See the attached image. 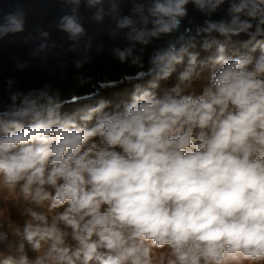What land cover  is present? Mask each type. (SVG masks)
<instances>
[{"label":"clouds","instance_id":"obj_1","mask_svg":"<svg viewBox=\"0 0 264 264\" xmlns=\"http://www.w3.org/2000/svg\"><path fill=\"white\" fill-rule=\"evenodd\" d=\"M80 2L58 24L73 52L86 34ZM227 2L226 19L196 30L211 54L202 59L196 36L181 35L149 57L137 73L147 86L134 84L130 101L102 98L69 114L58 92L13 94L0 111V264H264V0ZM103 3L87 0L98 22ZM189 3L210 15L226 0L137 5L136 19L116 20L129 47L113 56L143 68L135 45L177 31ZM3 21L0 36L24 30L20 11ZM213 34L248 39L229 54Z\"/></svg>","mask_w":264,"mask_h":264},{"label":"water","instance_id":"obj_2","mask_svg":"<svg viewBox=\"0 0 264 264\" xmlns=\"http://www.w3.org/2000/svg\"><path fill=\"white\" fill-rule=\"evenodd\" d=\"M149 3L150 0H104L106 15L102 22H98L94 19L97 9L88 7L87 0H81L77 15L86 34L80 38L77 51L73 52L68 51L72 45L68 35L58 28L60 19L72 14L70 0H0V24L4 23L5 15L17 11L23 13L25 21L23 32L0 36V111L13 105V94L27 95L33 90L47 89L50 95L58 92L66 104L72 103L66 100L71 96H77L78 102H84L97 96L101 87L104 91L119 87L126 81H136L137 73L146 71L149 57L156 50L167 47L181 35L196 36L197 28L204 26L205 20L227 18V0L210 15L189 3L186 6L188 15L182 19L177 31L152 39L147 46L135 45L134 55L140 58L143 68L134 66L131 61L121 64L113 56V49L129 47L126 39L129 30L117 29L116 20L124 16L136 19L134 7H147ZM112 5L117 6L116 13H111ZM42 32L49 34L46 41L49 48L36 54L44 42ZM89 41L91 61L77 70L74 62L84 58V49ZM101 47L103 51L98 52ZM19 102L18 97L16 103Z\"/></svg>","mask_w":264,"mask_h":264},{"label":"bare ground","instance_id":"obj_3","mask_svg":"<svg viewBox=\"0 0 264 264\" xmlns=\"http://www.w3.org/2000/svg\"><path fill=\"white\" fill-rule=\"evenodd\" d=\"M213 36L217 40H219L221 43H225L227 45V47L229 49V54H231V49L234 46H239L240 42L248 39V37H245L242 35V36H238V37H232L231 41L229 42L224 37L216 36V34H213ZM204 39L205 38H203L201 36H197L196 37V48L193 49V51H200L202 59L204 57H206L207 55L211 54V53L203 52L201 50V43L203 42ZM211 52L212 53L215 52V47H213ZM183 67H184L183 65L178 66L176 73L173 74L172 78L168 82L175 81L176 77L178 76L179 72L182 70ZM205 75H207V74H205ZM136 83L147 86L148 78H141V79H138V80L133 81V82L126 81L123 85H121L119 87L106 88L104 91H103V88L101 87L98 90V95L94 96V98L89 99V100L84 101V102L66 103L61 111L63 113H69L70 114L76 107L84 106V105H93L94 106L102 98L107 99V100H111V101H113V103H118V102H120L119 100L122 96L123 91H127L128 94H131L133 91L134 84H136ZM163 83L164 82H162V84ZM199 83L204 85V84L208 83V81H207V79H204V80L199 81Z\"/></svg>","mask_w":264,"mask_h":264},{"label":"rangeland","instance_id":"obj_4","mask_svg":"<svg viewBox=\"0 0 264 264\" xmlns=\"http://www.w3.org/2000/svg\"><path fill=\"white\" fill-rule=\"evenodd\" d=\"M182 70H183V68H182ZM181 70V71H182ZM167 83V85H171V84H174V83H176V80L175 81H172V82H166ZM162 86H165V84L163 83L162 84ZM203 85L201 84V83H199V81H197L196 83H195V88H196V90L197 91H199L200 90V88L202 87ZM131 87V86H130ZM130 98H131V94H128L127 93V91H123V93H122V96H121V98H120V100L119 101H130ZM11 207V206H10ZM12 215H13V219L14 220H19V222L22 224L23 223V221L22 220H20V218H19V216H18V212H17V208L16 207H12ZM10 241L11 242H13L14 244H17V243H19V238H17V237H13V236H11L10 235ZM3 246H0V248H2ZM158 251H165L164 249H161V250H158ZM13 252H15V249H13ZM28 256H29V259H30V261H34L35 260V258H36V255H37V253H33V252H31L30 250L28 251Z\"/></svg>","mask_w":264,"mask_h":264}]
</instances>
